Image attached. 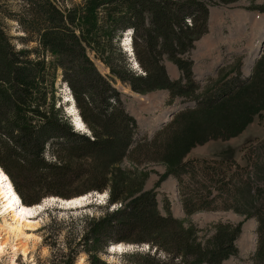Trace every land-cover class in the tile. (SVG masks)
Listing matches in <instances>:
<instances>
[{
  "label": "trees",
  "instance_id": "16d2710c",
  "mask_svg": "<svg viewBox=\"0 0 264 264\" xmlns=\"http://www.w3.org/2000/svg\"><path fill=\"white\" fill-rule=\"evenodd\" d=\"M18 1L14 9L0 0V168L28 207L48 197L108 194L104 205L45 226L50 264H77L82 257L86 264H224L237 257L243 222L218 224L203 241L196 227L168 210L162 215L140 170L152 163L166 166L156 186L169 177L177 181L186 215L231 211L255 219L251 260L264 264V142L244 147L245 165L187 159L196 147L235 138L255 118L264 119V45L247 76L243 57L204 82L194 73L192 52L209 33L211 8L240 0ZM256 1L246 9L264 14ZM10 22L24 35L12 36ZM128 38L136 69L123 48ZM168 63L178 68V80ZM118 83L138 95L165 91L166 105L181 107L151 138L137 141L138 122ZM65 92L85 131L67 115ZM93 207L100 213H87ZM121 244L148 249L107 262V250Z\"/></svg>",
  "mask_w": 264,
  "mask_h": 264
},
{
  "label": "rangeland",
  "instance_id": "374dc122",
  "mask_svg": "<svg viewBox=\"0 0 264 264\" xmlns=\"http://www.w3.org/2000/svg\"><path fill=\"white\" fill-rule=\"evenodd\" d=\"M79 1L80 0H73L74 3H78ZM251 1L252 0H240L238 3L231 5L212 7L210 10L209 33L202 38L201 42L198 41L199 43H196L197 46L200 47L203 41L207 40L221 48V51L222 48H226V51L219 52L220 54L214 58L218 60V58L223 56L226 62H234L239 57H243L245 69L249 71V62L254 55L256 46L261 43L260 40H262L264 36V14L248 11L246 8L251 5ZM8 2L14 9L19 7L18 0H8ZM255 3L263 5L264 0H257ZM9 27L12 36L17 37L24 35L21 33L17 23L10 22ZM32 46H34V44H32L31 47ZM123 46L126 47L125 44H123ZM96 65L102 74H109V70L106 69L103 64L96 62ZM134 68L136 69V67ZM173 75L175 76L174 73ZM197 79L200 82H204L206 78L202 79L197 77ZM116 87L125 94L127 111L133 115L138 122L137 141L143 137L151 138L157 129L172 119L166 121L165 119L168 115L181 107L177 104L167 106L168 93L165 91L138 95L132 93L130 90H126L127 88L121 86L120 83L116 84ZM65 95V99L71 100L68 92H65L64 96ZM65 99L63 103L66 111L68 109L67 106L72 107L73 104H67ZM70 113H67V115L71 117ZM72 120H74V118ZM252 141L264 142V119L255 118L245 131L235 138L230 140H212L203 146L196 147L195 150L193 149L191 151L192 153L187 159L206 158L223 161L236 160L241 165H245L242 151L244 147ZM131 164L130 160L125 162V166L127 167L131 166ZM140 170L148 174L146 189L155 190L158 208L161 214L165 215L168 210L173 217L181 220L184 226L196 227L200 231L199 237L201 240L205 241L211 237L218 224L227 222L240 224L243 222L241 236L236 242L239 255L228 259L224 264H252L251 257L256 247L257 222L255 219L245 220L244 216L231 211H203L196 212L192 215H186L179 201L177 181L173 177L167 178L164 182L156 186L160 177L166 171L165 165L152 163L143 166ZM100 195L107 197L101 201L99 200L98 202L91 203L92 205L105 204L108 194L105 193ZM87 206L88 205L80 209L72 210L69 209L71 207L67 209L64 207L60 208L58 204L54 203L53 205L45 207L39 215L23 222L24 224L32 223L34 227H22V231L12 233L8 229V224L14 225L15 222L12 219L13 217L5 212L6 210L3 208L0 199V264H50L52 261V251L44 244L45 237L48 234V231L44 229L45 226H49L51 221L56 217L60 219L65 218L69 212H74V214L83 212ZM86 211L87 213L90 212V214L100 213V210L95 207ZM16 248L18 249L16 250ZM124 249L125 250L122 251H114L113 254H108L107 252V256H105L104 259L109 263H119L121 261L120 256L125 252L143 250L144 248L129 249L126 247ZM77 264H86L85 258H80Z\"/></svg>",
  "mask_w": 264,
  "mask_h": 264
},
{
  "label": "bare ground",
  "instance_id": "6f19581e",
  "mask_svg": "<svg viewBox=\"0 0 264 264\" xmlns=\"http://www.w3.org/2000/svg\"><path fill=\"white\" fill-rule=\"evenodd\" d=\"M264 36L262 37L263 40ZM260 40V41H262ZM124 47L126 50H131V54L133 55L132 52V47H131V39H127L125 42ZM260 47V44H258L255 48L254 53L257 51L256 49ZM128 52V51H127ZM137 67V65H136ZM71 97V96H70ZM72 101L73 106H67L70 115L72 119L74 118V126L77 128L76 130L78 131H85V125L81 119V117L78 114L77 108L74 105V100L73 98H70ZM166 120V119H165ZM0 199L3 204V208L6 210L5 212L8 213L9 216H12L13 221L15 222L14 225L8 224V229L12 233L15 232H20L22 231V227H27V228H32L34 225L32 223H27L24 224L23 222L25 220H28L30 218H34L35 216L39 215V213L47 206L53 205L54 203L60 202L61 204L68 205L69 207L71 206H76V205H82L85 197L82 198H74L70 201H64V199L60 200L53 198L52 200H43V203L36 205V206H25L23 203H20L21 199L18 196V194L14 190V186L8 176L0 169ZM61 199V198H60ZM45 203V204H44ZM71 209V208H69ZM18 247V246H17ZM122 245H119L117 248L119 250L122 249ZM18 248H16L17 250ZM116 250V247H113L112 250ZM114 252V251H113Z\"/></svg>",
  "mask_w": 264,
  "mask_h": 264
},
{
  "label": "crops",
  "instance_id": "0c3cea01",
  "mask_svg": "<svg viewBox=\"0 0 264 264\" xmlns=\"http://www.w3.org/2000/svg\"><path fill=\"white\" fill-rule=\"evenodd\" d=\"M201 41H202V39L199 42H201ZM197 47L198 46L196 44V49L192 52V59L194 60V63H195L194 64V73H195L196 77H198V78L203 79V78H207L210 75L215 76L218 68H220L221 66H223L225 64L232 63L230 61L226 62V60H224L225 58L223 56L221 58H218V60H216L214 58L215 56H218V54H220L221 52L226 51L227 50L226 48H222V51H221V48H219L218 46L212 44L211 42H209L207 40L203 41L202 45L200 47H198V49H197ZM230 54H231V52H230ZM249 63H250V67H251L252 61H250ZM167 69H168V72H169L171 79L178 80L180 78V72L175 65H173L172 63H168ZM173 73L175 74V76L173 75ZM243 73L246 76L249 74V71H247L245 69V66L243 68ZM189 155H188V157H189Z\"/></svg>",
  "mask_w": 264,
  "mask_h": 264
},
{
  "label": "water",
  "instance_id": "95a60500",
  "mask_svg": "<svg viewBox=\"0 0 264 264\" xmlns=\"http://www.w3.org/2000/svg\"><path fill=\"white\" fill-rule=\"evenodd\" d=\"M264 45V38H263V40L261 41V43H260V46L262 47ZM123 48H124V46H123ZM124 50L125 51H128V54L130 55L131 53V51L130 50H126L125 48H124ZM130 56H132V55H130ZM254 61V58L252 59V62ZM131 62L134 64V67H136V65H138L137 64V62L135 61V59H134V56H132V60H131ZM137 68V67H136ZM66 100V102H69V101H72V100H69V99H65ZM179 109H177L176 111H174V112H172V113H170L169 115H168V117L166 118V121L168 120V119H171L173 116H174V114L178 111ZM67 111V113H70L69 112V110L67 109L66 110ZM73 123H74V121H73ZM82 197H85V199H84V201H83V204L82 205H76V206H71V209L72 210H74V209H80V208H82V207H84V206H86V205H90L91 203H93V202H98L99 200L101 201V200H103L104 198H106L107 196H101L100 194H98V193H93V194H89V195H85V196H82ZM82 197H78V198H82ZM53 198H55V199H59V201L60 200H62V199H60V198H57V197H48L46 200H52ZM70 200H72V199H69V200H64V201H70ZM42 203H43V201H42ZM58 205H59V207L60 208H65V209H67L69 206L68 205H65V204H61L60 202H58L57 203ZM123 247H122V249L121 250H119L117 247L119 246V245H114V246H111L108 250H107V252H108V254H110V253H112L113 254V251H122V250H125L124 248H126V247H128L129 249L131 248V249H134V248H144V249H148V247L147 246H142V247H135V246H132V245H125V244H121ZM113 247H116V250L114 249V250H112L113 249ZM126 253V252H125Z\"/></svg>",
  "mask_w": 264,
  "mask_h": 264
}]
</instances>
